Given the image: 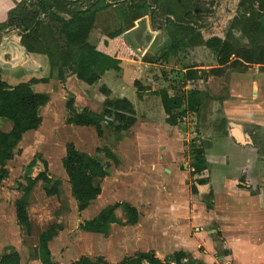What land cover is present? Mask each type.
Returning a JSON list of instances; mask_svg holds the SVG:
<instances>
[{"label": "crops", "instance_id": "obj_1", "mask_svg": "<svg viewBox=\"0 0 264 264\" xmlns=\"http://www.w3.org/2000/svg\"><path fill=\"white\" fill-rule=\"evenodd\" d=\"M15 1L19 0H0V21L6 20L8 11L15 6ZM108 1L113 3L107 8L96 12L93 30L89 34L87 42L96 46L101 35H107L122 29L120 39L125 43L132 59H121L119 70H106L91 85L76 79L69 66L64 63L60 62L59 65H52L47 55L28 52L21 44V35L18 30L6 29L0 32V79L8 86L29 83L32 91L46 94L49 98L48 103L38 110L41 118L42 109L49 108L55 100L62 101L68 120L73 113H79L85 109L95 114H101L105 109L106 100L126 99L133 107L135 123L125 131H116L114 128L108 127L105 122H102V135L98 136L91 126H78L74 123H68L77 128H93L98 139L103 137L106 129L124 134V138L127 135L143 138L146 140L147 146L143 154H146L148 159L155 162V164L152 163L153 161L151 162L152 166L163 167L169 173L175 171L181 165L184 168L182 173L187 174L188 179L193 180L189 184L184 180L183 186L181 181L177 182V180L161 183L162 186L167 188V196L164 198L167 205L160 211L162 215L159 218L167 220V222H162L163 228L158 234H155L154 237L151 235L152 240L138 242L137 245L134 241L136 236L132 235L139 223L140 216L136 205L137 199L126 196L122 200L106 203L100 207L96 215L106 206L127 203L137 210L138 219L133 225L127 224L122 209L120 207L115 208L114 215L120 223H112L107 234L109 235L112 226L121 227L123 231L130 229L129 231L132 232L129 241L123 240L121 243L126 246L124 248L125 252L126 250H130V252L116 259L106 257H100V259L88 258L96 264H123L125 257H131L139 253H152L161 264H177L174 260V254L182 252L184 257L181 258L179 264H264V148L258 146L254 142V137L244 129L245 127L249 130L255 128L251 133L256 134L257 132L259 139H262L264 143V71L260 70L264 67L258 66L256 71L255 68L248 67L241 73H232L229 84H227L229 88L228 95L226 94L221 103L209 102L211 106H219L222 122L219 124L218 129H205V125L213 121V108L206 111L204 121H199V123H203H200L201 126H199L198 141L203 144L206 169L198 174H192V165L195 159L190 148L196 144L191 142L193 145L190 144L188 148L190 160L188 163L189 169H186L188 164L184 162L186 148L183 141L187 139L185 135L187 133L179 130V124L182 120L196 123L198 113L184 112L185 106H183L180 109L183 113L177 125H170L166 122L167 115L163 110L161 99L154 92L166 91L171 97H181L189 90L205 92L208 89L213 95H216L220 78L210 75L209 70L217 66V52L208 47L212 51L209 53H212L213 57L208 65L199 62L197 66L192 64L189 66L186 64L185 66L183 62L187 63L189 58L183 52V45L172 48V40L174 39L172 36L170 37L168 27L163 25L162 29L154 28L147 7L138 10L137 15L132 17L126 25H123L122 11L118 7L125 6L124 0ZM156 1L160 3V0ZM179 1L176 0V2ZM229 1L236 2L235 10L231 8L227 10L226 7ZM241 1L221 0L219 3L216 1L214 15L218 20L204 15V18L193 21L196 26L188 21L190 27L197 28L196 35L200 37L198 45L194 47L197 51L199 48H204L203 42L211 38L224 41L225 37H223L221 29L228 24L227 19L224 18L228 16L233 17L234 20L236 16L241 15L243 10ZM116 2L118 3L116 4ZM85 7L86 3L82 2L80 8L84 9ZM56 13L64 19L69 18L67 13L59 11H56ZM205 18L206 21H204ZM181 25L188 26V24ZM253 66L256 67L257 65ZM167 68L170 69L167 70ZM188 68L198 71L197 79L185 80L184 75ZM60 69L61 72H59ZM134 81H138L144 88L141 96L137 94ZM67 101H72L71 110L66 108ZM11 126L12 123L8 119L0 117L1 131L9 132ZM224 141H229L238 148L241 155L249 154V157L244 160L243 164L236 166L235 174H220L217 181L214 176H211L212 162L220 160L227 167L228 156L225 154L217 156L216 153L211 152L215 146ZM104 150L111 152L117 158L118 163L114 164L106 156ZM100 152L107 159L106 163L88 153H83L97 159L105 167L107 175L110 163L116 167L122 165L123 157L120 152L108 146L103 147ZM251 158L253 159L249 160ZM105 177L93 180V184L100 187V194L96 199L92 200L88 207L82 211H78L76 208L77 212L84 216L81 226L85 221L96 216L88 218L87 212L92 203L101 196V181ZM197 179H206V183L198 184ZM39 182L44 185L42 181H37L32 187L29 199ZM192 185H194L196 193L191 192ZM182 189L184 190L182 191ZM179 190L182 191V195H178L177 191ZM160 200L162 201L163 197ZM151 217L154 218L153 215ZM189 227H194L195 230V236L190 238L188 237L189 229H187ZM152 228L154 229V227ZM146 231H148L146 233H150L148 229ZM84 232L87 234H100ZM25 235L28 236L27 231ZM52 240L48 243V248ZM135 245L136 247H134ZM200 247L203 249L201 252L198 251ZM11 249L14 248L10 247L4 250L1 255ZM34 256H36L35 260L39 261L37 242L34 248ZM51 260L54 264H57L52 259V255ZM141 264L149 263L143 261Z\"/></svg>", "mask_w": 264, "mask_h": 264}, {"label": "rangeland", "instance_id": "obj_2", "mask_svg": "<svg viewBox=\"0 0 264 264\" xmlns=\"http://www.w3.org/2000/svg\"><path fill=\"white\" fill-rule=\"evenodd\" d=\"M28 1V4L36 3V0ZM79 1L60 0L57 1L56 6L71 9L73 8V3L75 2L76 5H79ZM112 1L114 0H110V2ZM135 1L124 0L125 6L118 7L122 11L123 25H126L132 16L135 15L134 11L127 10L131 8L129 7V2L135 4ZM216 1L219 3L221 0H180L179 2H176V0H160V3H157L156 0H142L145 7L148 8L147 12L151 15L154 28L162 29L163 25H166L169 34L174 39H184L183 52L189 58L187 63L183 62L185 66L186 64L187 66L191 64L197 66L199 62L208 65L213 59L212 53H209L212 51L208 47L204 46V48H199L198 51L194 48L198 45L200 37L196 35L197 28L190 27L188 21L196 26L193 21L204 18V15L216 18L214 15V4L216 5ZM17 3L23 4V0L15 1V5ZM47 3L45 2L46 6ZM105 3L110 6L113 2L109 3L106 0ZM241 3L243 4L241 5L243 7L241 15L236 16L234 20L232 19L233 17L226 16L224 18L227 19L228 23L221 29L223 37H225L224 40L232 46H249L250 39L245 37L242 29L245 28L246 22H253L258 27V36L255 39L258 43L264 44V0H242ZM46 6L44 7L46 8ZM235 6L236 2L229 1L226 8L227 10H230V8L235 10ZM18 8H20V5ZM24 9L20 10L24 12ZM27 9L25 11L29 12L30 18H38L46 22L48 17L38 7ZM206 20L205 18L204 21ZM181 24H188V26H182ZM213 50L218 52L216 48H213ZM250 68H255V71L256 69L258 70V66ZM169 69L167 68V70ZM260 70L264 71V68ZM61 71L60 69L59 72ZM235 72L238 71L226 69L225 73L219 76L220 81L216 95H213L208 89L205 91L208 97L205 98L198 112L196 123L188 120L180 122L179 130L187 133L185 134L187 139L183 141L186 148L184 162H187V164L190 160L188 148L191 142L196 144H191V146L193 145L190 148L192 153L198 146L203 147L201 141H198V136L200 135L199 126H201L200 123H203H199V121H204L206 111L211 108L214 110L212 111L213 121L206 124L205 129H218L219 124L222 122L219 106H211L209 102L216 101L221 103L226 94L228 95L229 88L227 84H229L230 75ZM41 115V126L34 132H28L23 136L14 149L12 159L6 163L7 176L0 184V255L4 250L12 247L20 254V264H39V261L35 260L36 256H34L37 237L41 231L51 224H58L60 227L57 235L49 245L52 259L57 264H70L81 256H87L92 259H100V257L116 259L130 252V250L125 252L124 248L126 246L121 244L123 240L129 241V236L132 232L129 231L130 229L123 231L121 227L112 226L109 235L106 234L105 236L102 234H87L81 229L84 216L76 210V202L71 196L68 178L62 166L65 146L68 143H73L78 150L98 158L103 163H106L107 159L100 150L105 146L120 152L123 157L120 167L110 163L109 173L101 181V196L92 203L88 210L89 213L87 212V217L91 218L96 215L100 207L106 203H114L122 200L123 197L130 196L133 199H137L136 205L140 214L139 223L132 234L136 236L134 241H136L137 245L138 242L152 240L151 235L154 237L155 234H158L163 228L162 222H167V220L159 218L162 215L160 211L167 205L166 200H164L167 196V188L162 186L161 183L177 180V182L181 181L183 186L184 180L188 184L193 182V180L188 179L187 174L182 173L184 168L180 165L175 171L168 173L163 167L152 166L151 162L153 160L148 159L147 155L143 154L147 147L146 140L143 138H135L128 135L124 138V134L115 132L112 129H106L103 137L98 139L93 128H77L69 124L67 122V113H65L61 100H55L49 108L42 109ZM8 124L10 125V123ZM244 129L254 137V142L258 146H262L263 149L264 143L262 139H259L258 133H251L255 128L249 130L245 127ZM211 153H216L217 156L222 154L228 156L227 167L220 160L212 162L211 176H214L217 181L220 174H235L236 166L243 164L244 160L249 157V154L241 155L238 148L229 141L219 143ZM32 161L33 163H31ZM152 163L155 164L154 161ZM186 169H189V164L188 166L186 165ZM44 170L52 181H59V194L47 197L43 192V187H50L51 184L42 185L41 182L36 184L27 207L31 227L28 236H26L25 228H21L16 223L14 203L23 194V189L26 185L25 177L28 175L34 177ZM182 191H177L178 195H182ZM161 197H163L162 201L160 200ZM158 211L159 213H157ZM151 215H153V219ZM146 229L150 233H146L148 232ZM187 229H189V238L195 236L194 227ZM198 251H203L202 247Z\"/></svg>", "mask_w": 264, "mask_h": 264}, {"label": "trees", "instance_id": "obj_3", "mask_svg": "<svg viewBox=\"0 0 264 264\" xmlns=\"http://www.w3.org/2000/svg\"><path fill=\"white\" fill-rule=\"evenodd\" d=\"M57 1L60 0H36L35 4H28V0H23V4L17 3L8 11L6 20L0 21V32L6 29L18 30L21 35V44L28 52L47 55L52 65L64 63L69 66L76 79L88 85L96 82L106 70H119L121 59H132L125 43L120 39L122 29L101 35L96 46L87 42V38L93 30L96 12L109 6L105 3L106 0H80L79 5L74 2L71 9L57 7ZM45 2H48L47 6ZM82 2L86 3L84 9L80 8ZM129 3L131 8L127 10L135 12L132 17L137 15L138 10L145 8L142 0H136L135 4ZM19 5L20 8H18ZM26 7L29 9L38 7L48 17L46 22L38 18H30L29 12L25 11L28 10ZM20 9H24V12ZM56 11L67 13L69 18L64 19ZM245 25L242 31L245 37L250 39L249 46H232L218 38H211L203 42L206 47L218 50L217 66L209 70L210 75L222 76L226 69L243 72L253 65L264 67V44L258 43L255 39L258 36V27L253 22H246ZM182 45H184L182 39L172 40V48ZM184 78L185 80H195L198 78V71L188 68ZM134 86L138 96H141L144 88L138 81H134ZM154 93L160 97L163 110L167 115L166 122L170 125H177L183 113L180 111L183 106H185L184 112L198 113L205 98L208 97L206 92L196 90H189L181 97H171L166 91ZM48 100L46 94L32 91L29 83L8 86L0 79V117L8 119L12 123L9 132L0 130V183L7 176L6 163L12 159L14 149L23 134L37 130L41 125L42 118L38 110L46 105ZM71 107L72 101H67L66 108L71 110ZM67 122L78 126H91L95 129L96 134L101 136L102 122L116 131H125L135 123V113L131 103L126 99L106 100L105 109L101 114H95L85 109L79 113H73ZM104 151L114 164L118 163L117 158L111 152ZM193 155L195 161L192 165V174H198L206 169L203 147L193 150ZM62 166L67 175L70 193L76 202V208L78 211H82L100 194V187L94 185L93 180L102 179L107 175L105 167L97 159L77 150L72 143L65 146ZM39 180L44 184H51L50 187H43L46 196L59 194V181H52L45 170L39 172L35 177L29 175L25 177L26 185L23 194L15 201L14 207L16 222L25 227L27 234L30 231V223L26 207L32 187ZM196 182L203 184L206 183V179H197ZM191 192L196 193L194 185L191 186ZM117 207L122 209L127 224L133 225L137 222L138 213L134 207L127 203H116L104 207L93 219L85 221L81 229L106 235L110 225L119 222L114 215V210ZM59 230L58 224H52L38 235L37 250L40 264H54L51 260L48 243ZM182 257H184L182 252L174 254L175 262L179 264ZM143 261L149 264H161L152 253H139L125 257L123 264H141ZM0 264H20L19 253L14 249L5 252L0 257ZM73 264L96 263L86 256H81Z\"/></svg>", "mask_w": 264, "mask_h": 264}]
</instances>
